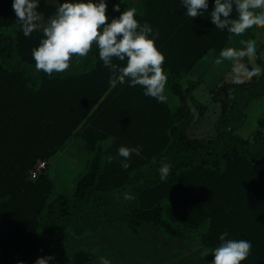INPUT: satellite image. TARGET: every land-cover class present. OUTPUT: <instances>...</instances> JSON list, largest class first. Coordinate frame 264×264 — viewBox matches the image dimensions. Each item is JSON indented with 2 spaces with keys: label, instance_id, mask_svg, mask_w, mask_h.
<instances>
[{
  "label": "trees",
  "instance_id": "16d2710c",
  "mask_svg": "<svg viewBox=\"0 0 264 264\" xmlns=\"http://www.w3.org/2000/svg\"><path fill=\"white\" fill-rule=\"evenodd\" d=\"M214 2L208 0V11L195 19L182 0L105 2L108 23L134 8L138 23L159 33L155 46L180 102L173 113L127 79L111 86L112 72L99 59L97 45L86 57H73L63 73L49 77L37 71L32 51L42 32L25 37L13 0H0V264H36L61 250L64 235L94 236L113 225L134 239L150 226L167 241L205 248L213 259L226 232V239L251 243L242 264H264V120L247 138L238 133L251 103L264 97V71L250 82L222 83L213 91L221 109L213 137L187 134L204 115L192 98L201 81L189 79L190 73L229 41L227 30L210 20ZM58 7L39 4L37 11L47 20ZM254 62L264 70L258 49ZM71 138L80 139L88 154L69 194L57 191L45 173L27 180L36 161L49 164ZM122 146L140 153L126 160L118 155ZM162 161L171 165L164 182ZM125 193L133 199L125 200ZM100 258V251L77 248L69 259L48 264H94Z\"/></svg>",
  "mask_w": 264,
  "mask_h": 264
},
{
  "label": "clouds",
  "instance_id": "9594fccd",
  "mask_svg": "<svg viewBox=\"0 0 264 264\" xmlns=\"http://www.w3.org/2000/svg\"><path fill=\"white\" fill-rule=\"evenodd\" d=\"M187 7V16L195 19L208 11V0H182ZM13 10L18 18L23 34L29 37L34 31H41L43 39L39 46L32 51L37 71H43L49 77L53 73H63L70 67L73 57L84 58L91 51L93 45L98 46L99 59L112 72L111 86L117 81L123 84L126 79L130 87L142 86L144 95L165 103L164 95L167 76L162 65L165 61L163 54L155 46L158 32L145 23L142 26L135 19L134 8L123 11L119 18L108 23L106 16L107 4L105 0L97 3H64L60 5L53 17L45 20L42 13L37 11L38 0H13ZM119 12V5L114 6ZM235 11L236 16L233 17ZM210 20L215 28L227 30L229 41L233 36H241L248 30L264 28V0H215L214 10L210 12ZM152 36V39H149ZM242 48L225 47L215 59L216 65L224 61L231 63L232 83L243 84L246 79L262 73L259 66L249 69L242 61L247 58L249 63L256 58V41L240 40ZM117 59L126 62V66L113 63ZM132 153L139 155V148L120 147L118 155L130 158ZM112 157H109V161ZM129 165L122 164L127 170ZM171 171V165L161 162L158 169L160 181H166ZM125 200L133 197L124 194ZM228 233H223L219 239L220 246L214 249L212 264H242L250 254V242L240 239H226ZM54 257L38 258L36 264H48ZM101 264H110V261L101 258Z\"/></svg>",
  "mask_w": 264,
  "mask_h": 264
},
{
  "label": "rangeland",
  "instance_id": "374dc122",
  "mask_svg": "<svg viewBox=\"0 0 264 264\" xmlns=\"http://www.w3.org/2000/svg\"><path fill=\"white\" fill-rule=\"evenodd\" d=\"M232 76V74H230ZM226 76L225 79L230 80ZM212 101L207 106H201L204 110L205 117H201L196 126L191 129V135H194L193 130L209 129L206 133L209 136L214 129V122L218 117L219 108L217 96L211 93ZM252 104V103H251ZM220 105V103H219ZM202 120V122H201ZM264 120V98L253 102L250 110L247 113V121L245 126L239 130L241 137H246L247 134L260 128V121ZM74 140V139H73ZM72 141V139L70 140ZM80 141V140H79ZM87 149L86 145L80 141ZM81 145V144H80ZM80 146L85 152V148ZM67 146L60 151L63 158H66ZM75 154L78 153L79 148L73 150ZM68 156V155H67ZM70 162L64 161L59 168V171L64 177L72 173L73 175L67 181V186L55 182L57 191L69 194L72 189V180L82 171L86 165V152L83 156V167H80L81 162L76 155ZM55 161V160H54ZM58 160L52 164H48L45 176L50 177L52 170L58 169ZM55 174V173H54ZM64 180H66L64 178ZM82 248L87 251H100L101 258L110 261V264H212L213 258L208 250L203 247H196L188 242L180 244L175 240L167 241L159 230L150 226H145L144 236L140 239L130 237L125 229L120 225H113L111 227L103 228L97 235H85L83 237H74L71 234L63 236V246L61 250L54 256V260H67L70 258L72 252ZM101 258L94 264H101Z\"/></svg>",
  "mask_w": 264,
  "mask_h": 264
},
{
  "label": "crops",
  "instance_id": "0c3cea01",
  "mask_svg": "<svg viewBox=\"0 0 264 264\" xmlns=\"http://www.w3.org/2000/svg\"><path fill=\"white\" fill-rule=\"evenodd\" d=\"M109 1H112V0H105V2H109ZM88 2L98 4L100 2V0H38V4L52 5V6H60L64 3H88ZM242 39L243 40L254 39L256 41V48L259 50V58L262 62H264V28L257 27V28L248 30L245 34H243L241 36H233L232 40L228 41L226 43L225 47H235L237 49L242 48L243 46L239 43V41ZM218 57H219V54L214 55L212 51H209L201 60H199L197 62V64L193 67V69L190 73L189 79H191V80H197L198 79L201 81V84L192 92L193 103L197 107L207 106L209 103L213 102L212 98H211V93L215 89H217V87H219L222 83H232L233 77L230 76V74H232L231 73V63L229 61H224L221 65H216L215 59H217ZM242 62L245 63L244 60ZM251 65L253 67H255V62L254 61L251 62ZM164 73L167 76V83H166L164 95L167 97L166 103H167L170 111L174 113L178 109V107L180 106V102H179L178 98L176 96H174L170 90V86L168 83L169 73L167 71H165ZM226 76H228L230 78V80L225 79ZM251 80H252V78L246 79L244 83L250 82ZM257 100H259V99H257ZM216 104L219 108V114H218L217 119L214 122V127H215L216 122L220 118V113H221L219 102ZM252 104H253V102H252ZM252 104L250 105V107L252 106ZM250 107L246 111V116H247L248 111L250 110ZM205 116L206 115L204 114L203 117H205ZM201 122H202V120H201ZM198 123H200V122L198 121L194 126H196ZM192 128H190L187 131V134L190 138H193V139H204V138H208V137H213L215 135L214 129L209 136L206 135V133L209 132L208 131L209 129H205V130L195 129V130H193L194 135H191L190 131ZM258 129L259 128H257L256 130H258ZM256 130H254V131H256ZM249 135H250V133L247 134V136L244 138H247ZM71 139H72V141H70ZM71 139H69L62 146V148L57 152V154L50 161V164L53 165V163L55 162V164H56V162L58 160V165H57L58 169H56V171H55V169H53L52 174L49 175L51 180L53 181L54 185L56 182L58 184L60 183L61 186H64V185L67 186V184H66L67 181L73 175L71 173L68 176V178H66L59 171V168L61 167V165L64 161L70 162L71 160H73L72 158H74L73 155H76L75 159L78 157L79 161L81 162L80 167H83L82 166L83 165V159H84L83 156H85V152H86L85 157L87 160L88 148L86 149L82 145V143H80V141H81L80 139H78V138H71ZM64 146H67V148H68L67 151H70L69 154L68 153L66 154V158H63L62 153L60 152L64 148ZM80 146H83L85 148V152L83 151V149ZM76 148H79V151L77 154H75L73 151ZM64 178L66 180H64ZM73 180H74V178H73ZM73 180H72V185H73Z\"/></svg>",
  "mask_w": 264,
  "mask_h": 264
},
{
  "label": "built area",
  "instance_id": "2783aa9c",
  "mask_svg": "<svg viewBox=\"0 0 264 264\" xmlns=\"http://www.w3.org/2000/svg\"><path fill=\"white\" fill-rule=\"evenodd\" d=\"M48 167V163L46 161L38 160L34 163V165L27 171V180L34 181L41 175H43Z\"/></svg>",
  "mask_w": 264,
  "mask_h": 264
},
{
  "label": "water",
  "instance_id": "95a60500",
  "mask_svg": "<svg viewBox=\"0 0 264 264\" xmlns=\"http://www.w3.org/2000/svg\"><path fill=\"white\" fill-rule=\"evenodd\" d=\"M30 262V259H27L25 262H23L22 264H28Z\"/></svg>",
  "mask_w": 264,
  "mask_h": 264
}]
</instances>
